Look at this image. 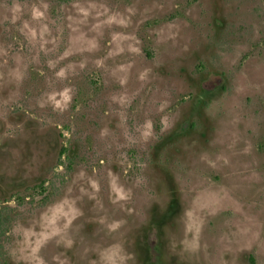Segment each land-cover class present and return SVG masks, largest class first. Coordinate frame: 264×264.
<instances>
[{
	"label": "rangeland",
	"instance_id": "rangeland-1",
	"mask_svg": "<svg viewBox=\"0 0 264 264\" xmlns=\"http://www.w3.org/2000/svg\"><path fill=\"white\" fill-rule=\"evenodd\" d=\"M0 264H264V0H0Z\"/></svg>",
	"mask_w": 264,
	"mask_h": 264
},
{
	"label": "trees",
	"instance_id": "trees-1",
	"mask_svg": "<svg viewBox=\"0 0 264 264\" xmlns=\"http://www.w3.org/2000/svg\"><path fill=\"white\" fill-rule=\"evenodd\" d=\"M66 151V150H65Z\"/></svg>",
	"mask_w": 264,
	"mask_h": 264
}]
</instances>
